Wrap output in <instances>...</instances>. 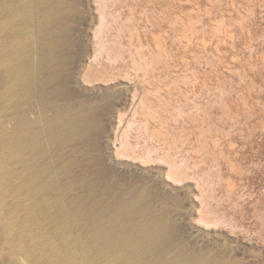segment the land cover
Wrapping results in <instances>:
<instances>
[{"label": "rangeland", "instance_id": "374dc122", "mask_svg": "<svg viewBox=\"0 0 264 264\" xmlns=\"http://www.w3.org/2000/svg\"><path fill=\"white\" fill-rule=\"evenodd\" d=\"M51 5L63 18L53 38L64 57L63 99H45L44 114L64 105L83 132L59 149L58 161L75 158L72 177L97 179L104 203L117 192L143 207L132 225L154 219L169 227L170 254L264 264V0ZM6 20L1 12L0 38L10 31ZM5 83L0 75V264H78L30 248L36 240L53 247L54 238L14 193L18 183L5 181L16 172L15 152L3 149L16 117L6 106L15 110L20 96L5 93Z\"/></svg>", "mask_w": 264, "mask_h": 264}, {"label": "bare ground", "instance_id": "6f19581e", "mask_svg": "<svg viewBox=\"0 0 264 264\" xmlns=\"http://www.w3.org/2000/svg\"><path fill=\"white\" fill-rule=\"evenodd\" d=\"M52 1L38 0V5H33V0H0V13L7 16L4 25L10 29L0 38V75L6 82L5 93L20 94L15 98V110L13 104L6 106L16 117L12 116V130L3 149L15 152L12 165L16 172L5 181L18 183L14 193L36 210L54 238L53 247L44 249L36 240L30 248L49 260L50 251L56 250L53 260L58 263L77 259L78 264H200L202 260L193 253L178 250L170 254L174 240L170 228L161 222L150 219L132 225L131 220L143 217L144 212L129 196L111 192V200L104 203V197L95 191L97 179L72 177L75 158L67 163L58 161L59 149L81 134L82 122L64 105L53 115L44 114L50 106L45 99L56 103L63 99L57 83L64 57L53 41L62 33L63 18ZM50 25L53 28L47 29ZM32 36L33 40H25ZM34 109L36 118L32 119ZM58 173H66V181H61ZM98 174L102 181V171ZM34 234L30 227L25 236Z\"/></svg>", "mask_w": 264, "mask_h": 264}]
</instances>
